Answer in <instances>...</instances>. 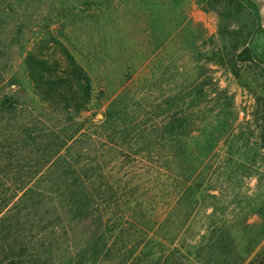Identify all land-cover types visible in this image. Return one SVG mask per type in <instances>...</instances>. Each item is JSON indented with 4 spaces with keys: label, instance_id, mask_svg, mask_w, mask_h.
I'll return each instance as SVG.
<instances>
[{
    "label": "rangeland",
    "instance_id": "rangeland-1",
    "mask_svg": "<svg viewBox=\"0 0 264 264\" xmlns=\"http://www.w3.org/2000/svg\"><path fill=\"white\" fill-rule=\"evenodd\" d=\"M97 1V10L92 5L78 12L88 22L50 26L91 79V98L80 119L95 130L93 123L119 96L129 128L160 127V115L173 112L182 91L193 95L202 86L204 92L191 97L201 105L193 109L192 128L203 129L209 140L191 139L196 156L189 160L175 152L169 156L177 144L170 147L155 133L151 142L129 139L116 151L96 137L79 146L90 145L98 153L109 178L128 184V196L144 199L155 216L149 226L166 249L178 247L195 259L210 229L226 226L237 245L238 257L232 261L264 264V238L256 242L264 229V0L226 5L205 0L209 9L199 0ZM63 3L0 0L4 90L34 114L43 105L27 80L23 57L29 50L47 59L58 57L46 40L49 21ZM244 45L252 51L251 62L235 59ZM139 145L149 151L141 156L129 152Z\"/></svg>",
    "mask_w": 264,
    "mask_h": 264
},
{
    "label": "trees",
    "instance_id": "trees-1",
    "mask_svg": "<svg viewBox=\"0 0 264 264\" xmlns=\"http://www.w3.org/2000/svg\"><path fill=\"white\" fill-rule=\"evenodd\" d=\"M199 1L209 9L210 3ZM218 1L223 5L236 2ZM63 2L48 28L88 22L87 15L78 12L99 6L97 0ZM48 33L46 41L57 49L56 59L33 50L25 51L23 57L27 80L43 105L39 112L29 111L27 103L4 90L0 66V264H244L246 259L232 261L238 257L237 245L232 229L226 226L210 229L195 259L178 247L166 249L156 229L149 226L155 216L144 199L128 196V184L123 187L126 182L109 178L108 165L98 159V153L90 145L79 146L96 137L116 151L127 146L129 139L151 142L155 133L156 138L169 141L170 147L177 144L169 156L175 152L188 160L194 158L189 141L199 135L198 139L209 140L203 129L195 132L192 128L196 122L193 109L201 105L191 97L203 93V87L193 95L182 91L173 112L167 109V114L160 115L161 128L158 124L129 128L126 107L118 96L109 101L98 123L89 121L95 127L91 131L88 120L80 119L91 98L90 76L52 27ZM235 59L251 62L250 47L244 45ZM146 150L139 145L129 152L141 156ZM28 231L30 236L25 235ZM258 237L256 242L264 238V229Z\"/></svg>",
    "mask_w": 264,
    "mask_h": 264
}]
</instances>
